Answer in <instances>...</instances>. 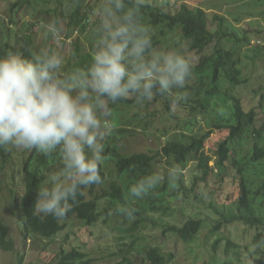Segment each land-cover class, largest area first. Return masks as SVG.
Wrapping results in <instances>:
<instances>
[{
	"label": "trees",
	"instance_id": "obj_1",
	"mask_svg": "<svg viewBox=\"0 0 264 264\" xmlns=\"http://www.w3.org/2000/svg\"><path fill=\"white\" fill-rule=\"evenodd\" d=\"M40 2L64 5L55 13L67 21L65 44L71 39V51L61 75L86 70L104 35V13L114 6L112 0L106 9L98 4L87 6L86 0ZM124 2L126 8L135 4V0ZM30 3L20 0L11 10L19 6L20 11ZM263 4L264 0H254L244 8L256 10ZM251 15L247 10L235 25L223 15H211L187 3L146 0L138 21L151 26L154 49L187 51L198 62L192 60L193 75L185 87L172 90V97H180L176 103L168 95L156 94L139 102L130 96L110 108L126 119L144 123L145 131L159 133L166 140L155 151L130 153L123 150L120 140L131 131L119 130L118 141L104 146L99 165L102 182L85 188L61 219L33 215L38 190L63 166L59 151L45 155L34 149L0 148V174L7 177L11 211L24 244L32 238L58 240L51 264H94L95 247L80 238L89 235L102 243L117 229L122 237L107 246L110 255L122 259L117 264H135L137 256L142 264H169L175 260L174 254L164 252L159 243L140 248L147 232L161 230L187 244L208 229L214 251L224 243L229 259L223 264H244L238 251L241 244L230 231L244 227L243 233H253L251 245L260 256L256 261L264 264V91H255L259 99L255 104L243 94L264 64V27L251 21L244 25ZM18 34L15 32L17 41ZM1 42L0 56L2 51L14 49ZM22 42L20 54L25 58L38 55L32 34L25 32ZM46 51L55 52L54 44ZM204 119L207 128L196 130L198 120ZM109 166L112 179L108 178ZM149 178L156 182L154 186L141 196L133 195V186ZM121 208L132 210V216L120 212ZM182 209L189 215L182 212V220L174 222ZM78 224L80 230L76 231ZM10 234V227L0 218V251H16ZM19 253L17 264H35L26 263L23 252Z\"/></svg>",
	"mask_w": 264,
	"mask_h": 264
},
{
	"label": "clouds",
	"instance_id": "obj_2",
	"mask_svg": "<svg viewBox=\"0 0 264 264\" xmlns=\"http://www.w3.org/2000/svg\"><path fill=\"white\" fill-rule=\"evenodd\" d=\"M104 13V35L86 70L61 75L64 58L44 51L32 58L18 52L0 56V148L36 150L45 155L59 151L62 168L37 192L33 215L64 218L84 195V189L102 182L103 139L108 131L110 104L135 97L139 102L154 95L182 89L193 75L192 59L179 50L158 51L152 29L138 21L146 0L126 8L112 0ZM123 15H118V13ZM60 34L57 23L46 25ZM156 182L149 178L133 186L141 196ZM127 216L133 211L119 209Z\"/></svg>",
	"mask_w": 264,
	"mask_h": 264
},
{
	"label": "rangeland",
	"instance_id": "obj_3",
	"mask_svg": "<svg viewBox=\"0 0 264 264\" xmlns=\"http://www.w3.org/2000/svg\"><path fill=\"white\" fill-rule=\"evenodd\" d=\"M20 0H0V42L5 41L4 44H8L10 47L14 46V49L9 50L12 52L20 53L23 42L22 37L25 32L32 34L35 40L34 52L40 54L49 48V45L54 44L55 52L60 54L65 60L69 57L71 51V39L68 40L67 44L65 41L67 39V21L61 19L55 13L56 8L58 11L64 9V5L61 3L51 2L48 4H43L40 0H31V3L26 7H23L20 11L19 6L16 7L12 12V4L19 2ZM153 4L158 3H168L171 4H181L187 3L193 7H200L206 12L212 14H220L228 18L235 25L243 20L244 15L247 10L252 13L251 16L247 17L243 23L255 22L260 26L264 27V4L260 5L256 10L250 8H244V5L251 4L254 0H151ZM98 4L99 7L102 6L105 9L110 5V0H86V5L91 6ZM59 5V6H58ZM98 8V7H97ZM48 11V13H47ZM12 12V13H11ZM43 12V13H41ZM58 12V13H59ZM244 16V17H243ZM239 22H238V21ZM14 21V23H13ZM50 22L57 23L60 27V34L58 36L51 35L47 29L46 25ZM242 23V24H243ZM18 31V41L15 32ZM10 36V39L3 38L4 36ZM76 35V34H75ZM18 42V43H17ZM3 42H1L2 44ZM255 45L263 46L260 42H255ZM9 51H2V55H6ZM187 56H190L194 62H198V57L194 54L185 52ZM261 69L254 73L252 78L251 86L243 90L244 96L254 99V104L258 102V96L255 91H264V64L260 65ZM264 93V92H263ZM107 121L108 131L105 135L102 143L103 147L106 146L108 142L114 140L118 141V131L119 130H130L127 133L128 137H122L120 143L123 145V150L126 152H149L157 150L162 143L165 142L166 137H162L159 133L152 131H145L143 129L144 123H139L133 119H126L122 117L115 109L110 108L109 114L103 117ZM207 128V122L204 119L198 120L196 124V130H201ZM211 153V152H210ZM112 166V163L109 162ZM109 166V167H110ZM111 167L109 168L108 178L112 179ZM6 175L0 174V218L6 225L10 227L11 236L16 241L17 249L15 252H4L0 251V264H17L19 251L24 255V261L33 262L35 264H49L52 261L53 253L57 251L59 246L58 240H48L45 238H32L25 244L22 240L21 227L14 217L11 206L12 201L9 195V191L5 184ZM189 212L182 209L177 215V220L174 222L179 223L183 218V213ZM157 219V218H156ZM113 229V228H112ZM80 230V224H78L76 231ZM119 230L110 232V236L102 240V243H97L90 236H86L85 239L80 240L82 242H88V244L95 247V251L92 253V257L96 258L94 264H117L122 261L120 256L110 255L111 252L109 247L116 241V238L122 237L118 234ZM233 231V236L241 244V260L244 264H258L256 261L260 256L257 254L258 248L251 245L253 239V233H243L244 227L239 229L235 227L230 229ZM227 232L229 236H232ZM82 234V233H81ZM241 238V239H240ZM213 237L211 236L208 229L200 235L199 239L195 242L184 243L177 240L173 235L165 236L161 230L149 231L147 232V239L145 242H140V248L152 244L159 243L164 252L173 253L175 260L169 264H223L225 260L229 257L224 252V243L219 247L218 251H214L211 243L213 242ZM96 243V244H95ZM101 248V250H100ZM253 254V255H252ZM256 261V262H253ZM135 264H142L141 256H137L135 259ZM51 264V263H50Z\"/></svg>",
	"mask_w": 264,
	"mask_h": 264
}]
</instances>
